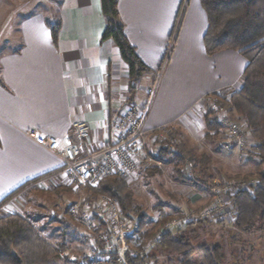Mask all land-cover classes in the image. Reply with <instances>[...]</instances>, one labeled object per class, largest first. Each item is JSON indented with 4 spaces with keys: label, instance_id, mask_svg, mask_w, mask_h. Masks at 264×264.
I'll return each mask as SVG.
<instances>
[{
    "label": "crops",
    "instance_id": "0c3cea01",
    "mask_svg": "<svg viewBox=\"0 0 264 264\" xmlns=\"http://www.w3.org/2000/svg\"><path fill=\"white\" fill-rule=\"evenodd\" d=\"M9 1L0 0V12ZM182 1L118 0L125 35L150 68L141 76L132 95V101L148 106L143 125L144 147L136 155L139 171L131 182L137 196L156 190L152 195L156 202L152 200V205L164 208L169 207V202L157 187L162 180L169 185L175 183L172 175L167 174V167L174 168V157L165 155L162 161L151 163L148 153L153 148L151 135L155 129L167 126L176 135L187 132L196 137L201 132L211 138L207 139L214 142L209 144L211 155L207 164L201 166L202 173H208L204 179L218 177L217 171L241 173L233 159H238L236 153L221 148L220 130L206 129L207 113L200 101L208 92L229 94L238 90L247 59L233 49L207 54L203 44L208 24L206 12L200 0H187L164 63ZM48 3L55 6L54 10L49 9L52 15L37 10L22 14L18 22L19 45L0 53V200L30 181L25 190L5 204L18 205L16 199L32 186L63 185V159L39 144L31 129L63 137L65 144H79L87 155L112 144L116 118L128 96L127 65L113 40L100 39L105 27L100 0ZM23 7L16 9L22 11ZM47 22H60L56 41ZM154 83L155 92L148 104L147 90ZM76 120L85 121L90 128L89 137L83 142L73 131ZM213 137L216 140L212 141ZM151 166L156 171L154 175L146 172ZM249 172L252 173L248 170L243 174ZM160 175L163 176L158 179ZM209 196L206 182H197L193 205L205 203ZM5 204L0 208V216L19 213L18 208Z\"/></svg>",
    "mask_w": 264,
    "mask_h": 264
},
{
    "label": "built area",
    "instance_id": "2783aa9c",
    "mask_svg": "<svg viewBox=\"0 0 264 264\" xmlns=\"http://www.w3.org/2000/svg\"><path fill=\"white\" fill-rule=\"evenodd\" d=\"M176 21L175 29H178ZM171 37L172 48L176 35ZM177 32V31H176ZM167 57V56H166ZM156 84L148 90V104L155 92ZM206 111L217 123L221 132V148L235 152L240 161L258 154V145L252 129L244 119L230 108V95L219 91L206 93L201 101ZM148 106V105H147ZM147 106L125 100L116 118V129L112 144L100 147L84 155L79 144H65L64 138L42 134L31 129L37 142L63 159L61 176L64 184L75 189L94 190L99 181L116 175L126 181L138 170L137 153L144 147V121ZM168 127L155 129L160 142L168 150L172 145L167 141ZM89 125L82 120L73 123V131L80 142L89 137ZM256 178L227 177L213 182L211 201L204 207L189 213L171 214L168 209H155L150 229H144L141 217L136 213H124L120 204L111 196L97 193L85 195L69 204L66 212L77 221V234L85 245V252L74 256L66 250L61 255L69 264H155L152 249L160 243L164 233L179 230L199 221H233L236 212L232 198L239 191H250ZM148 230V231H147Z\"/></svg>",
    "mask_w": 264,
    "mask_h": 264
},
{
    "label": "trees",
    "instance_id": "16d2710c",
    "mask_svg": "<svg viewBox=\"0 0 264 264\" xmlns=\"http://www.w3.org/2000/svg\"><path fill=\"white\" fill-rule=\"evenodd\" d=\"M200 3L208 22L203 36L206 53L233 49L247 59L241 85L230 96V108L252 129L259 150L255 155L258 159L255 173L257 182L252 185L250 191H239L232 198L236 212L233 225L239 232H248L254 227L257 219L264 221V0H200ZM100 4L105 17V27L100 39L113 40L120 58L126 63V100L132 101L139 79L149 72L150 68L141 60L125 35L124 24L118 11V0H100ZM47 26L56 41L60 22H47ZM168 57L169 53L164 63ZM205 123L208 131L220 130L209 112L206 114ZM161 150L167 152L168 149L162 146ZM174 156L179 160L180 153H175ZM174 168L179 171L177 162ZM29 183L30 181L23 183L1 199L0 208ZM92 193L113 197L124 213H141V207L135 202L126 180L116 175L102 179ZM145 216L141 213L142 220ZM174 231L164 233L158 246L183 253L180 264H198L194 259H190L192 254L200 260L199 264H222L223 249L220 245L203 244L193 247L187 239L174 237ZM150 257L153 258L154 255L151 254ZM0 264L69 263L59 255L57 246L44 239L26 217L10 212L0 216Z\"/></svg>",
    "mask_w": 264,
    "mask_h": 264
},
{
    "label": "rangeland",
    "instance_id": "374dc122",
    "mask_svg": "<svg viewBox=\"0 0 264 264\" xmlns=\"http://www.w3.org/2000/svg\"><path fill=\"white\" fill-rule=\"evenodd\" d=\"M9 2L10 4L8 3V5L3 7L0 12V53L7 52L19 45L18 22L21 19L22 14H25L28 11L37 10L44 11L45 15L51 16L52 14L49 12V9H55V6L52 3H48V0H11ZM186 2L187 0H183L181 7L179 8L177 15V22L179 21V23L183 17ZM16 5L19 9L23 6L25 7H23V10L21 11L16 9ZM52 6L53 8H51ZM177 30L178 29H175V33ZM233 92L234 91H230V96ZM207 112L208 111L205 110L204 113ZM169 128L170 127H168V131H166L167 139L165 141L172 145V150H167V152L161 150V147H164L165 145L163 143L164 141L160 142L157 137V132L154 133L156 130H153L151 135L153 139V148L148 154L151 159L150 161H152L151 163L158 160L162 161V158L165 155H168L171 158L174 157L173 165H175L176 162L179 165V171H176L174 168L170 170V166L167 167L169 169L167 170V174L172 175L175 183L169 185L165 184L162 180L163 183H158L160 185L157 187V189L162 190L161 194L165 196L164 199L168 200L169 203L167 205L169 207L166 209H168L171 214L189 213L190 211L204 207L211 201L210 191V196L205 203L201 205H193V192L194 188L197 189V182L205 181L206 186L211 188L214 181L221 180L222 178H256L257 157L251 156L246 161H240L236 157L233 158L241 173L222 174L220 171L216 170L218 177H212L210 180L204 179L205 175L208 173L206 171L202 173L201 166L207 164V160L211 155L209 152V144L214 145V142H209L207 139L210 137H205L201 132H198L199 135L196 137L187 134V132L176 135L175 133L170 132ZM213 138L212 141L216 140V137ZM175 153H180L179 160L175 159ZM203 168L205 170L206 167L204 166ZM154 170L153 166H151V168H146V172L149 175H154L156 172ZM248 170L252 173L249 172V174H243ZM137 171H139V169ZM137 173L138 172L131 175L130 179L126 182L132 190V196L135 202L141 207V213L146 215L143 220L141 218V221H143L142 225L144 229L149 230L152 225V213L155 209L164 207L162 205L159 206V204L152 205V200H154L152 195L156 194V190L154 189L152 190L153 193L150 191L149 194L143 193V195L141 194L138 196L134 194L131 181ZM163 175L164 178L167 177V175ZM163 175H160L159 177L157 176V178L160 179ZM100 181H102V179ZM29 184L22 187L13 196H16L19 192L25 190ZM150 184L149 187L151 189L152 187ZM92 192V190H87L86 188L75 189L72 185L64 183L63 185L42 184L41 186H32L27 189L21 197L16 199L20 207L13 203L5 204V202L4 204L8 208H18V212L32 223L36 231L40 235L42 234L41 236L44 239L57 246L58 253L61 257H63L61 255L62 250H66L70 254L78 256L85 252V245L76 231L79 224L68 215L65 210L69 204L85 195H96V193L93 194ZM154 202L156 201L154 200ZM159 203L163 204V202ZM132 213H136L141 217L140 212L134 211ZM188 225L180 230H175L174 237L187 239L193 247H198L203 244H207L208 246L214 244L221 245L223 247L224 255L222 264H264V221L262 222L257 219L254 227L248 232H239L234 227L233 221H199L193 222L190 227H187ZM41 230H45L47 234L42 233ZM151 254L154 255L153 260L155 264H180V261L183 258V253L158 245L152 249ZM64 259L66 260V258ZM190 259H194L198 264L200 262L194 254L190 256Z\"/></svg>",
    "mask_w": 264,
    "mask_h": 264
}]
</instances>
